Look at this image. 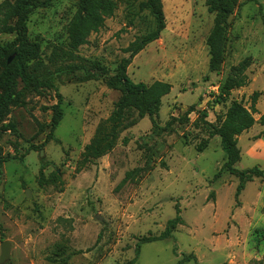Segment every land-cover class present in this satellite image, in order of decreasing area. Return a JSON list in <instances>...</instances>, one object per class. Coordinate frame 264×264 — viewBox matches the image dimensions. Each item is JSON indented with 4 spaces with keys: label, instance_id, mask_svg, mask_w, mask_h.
I'll return each instance as SVG.
<instances>
[{
    "label": "rangeland",
    "instance_id": "1",
    "mask_svg": "<svg viewBox=\"0 0 264 264\" xmlns=\"http://www.w3.org/2000/svg\"><path fill=\"white\" fill-rule=\"evenodd\" d=\"M7 1L16 0L0 5ZM114 1V15L76 52L67 27L78 0H53L29 16V39L41 48L31 72L55 88L36 91L20 83L21 104L0 121V158L15 157L0 175V258L7 241L5 264H123L135 257L140 238L164 232L179 208L183 224L173 238L143 244L137 264H178L191 254L198 264H264V178L247 182L236 198L240 180L225 169L226 153L209 125L233 101L251 108L259 93L256 124L239 137L236 167L264 169V0H241L229 19L219 73L209 70L215 13L207 0H162L166 29L128 67L136 83L172 85L156 125L146 116L120 134L113 151L83 165L85 147L120 97L102 79L84 81L85 68L97 61L114 75L130 56L124 50L155 28L150 11L141 9L146 0ZM14 39L0 34L1 44ZM246 59L247 85L222 91ZM57 91L64 113L55 139L47 141ZM137 168L146 169L121 185ZM55 173L60 180L53 183Z\"/></svg>",
    "mask_w": 264,
    "mask_h": 264
},
{
    "label": "trees",
    "instance_id": "2",
    "mask_svg": "<svg viewBox=\"0 0 264 264\" xmlns=\"http://www.w3.org/2000/svg\"><path fill=\"white\" fill-rule=\"evenodd\" d=\"M52 1L16 0L14 2L7 1L0 5V34L15 35L13 41L5 44L0 43V121H3L10 114L12 107L21 104L23 93L19 91L20 83H23L25 88L36 91L55 88L51 81L44 80L31 72V63L39 57L41 48L38 43L29 39L28 31L30 14L35 9L49 7ZM207 6L211 13H215L214 25L207 38L210 55L209 70L219 73L225 59L227 33L231 26L229 19L240 11L242 2L241 0H207ZM116 8L117 5L114 0H78L77 11L67 27L69 47L72 52L78 51L81 46L87 44L92 33H97L103 29L106 20L114 15ZM141 9L150 11L155 19V28L148 34L138 37L124 50L130 56L121 61L116 73L110 75L107 68L97 61L92 62L91 67L85 68L84 81L102 79L108 88L119 91L120 97L110 117L98 127L92 141L85 147L83 165L92 163L113 151L120 134L136 125L146 116L152 120L155 126L163 99L171 93L172 85L168 82L136 83L129 77L128 67L131 59L149 44L157 41L166 29L162 0H146L141 4ZM12 55H15V59L11 64H8V59ZM249 66V60L246 59L234 67L232 74L222 85V91L230 92L246 86L248 83L246 71ZM56 95L58 101L52 106L51 130L47 136V141L55 139L54 132L64 113L62 108L63 97L58 91ZM259 95V93L252 95L251 108L246 107L241 102L233 101L223 118H219L216 124H209L212 135L220 138L221 147L226 153L225 169L240 180L236 190V198L245 189L247 182L259 177L264 178V169L259 166L245 170H239L236 167L241 159L239 137L256 124L255 104ZM131 114H136V119L130 121ZM204 115L207 117L206 113ZM260 121L264 125V115L261 116ZM199 151H203V145L199 147ZM14 158L11 156L0 158V175L3 174L4 163ZM46 167L47 165L41 167V176L44 175ZM145 169L137 168L128 171L121 185L133 181ZM50 180L56 183L60 180V175L55 173ZM41 181L46 182L48 180L42 177ZM180 213L178 208L176 217L168 221L165 231L160 235L140 238L135 246V257L123 264H137L143 244L173 238V232L178 225L183 224ZM190 260H194L198 264L194 254L184 256L178 264Z\"/></svg>",
    "mask_w": 264,
    "mask_h": 264
},
{
    "label": "water",
    "instance_id": "3",
    "mask_svg": "<svg viewBox=\"0 0 264 264\" xmlns=\"http://www.w3.org/2000/svg\"><path fill=\"white\" fill-rule=\"evenodd\" d=\"M14 59H15V55H12L8 59V64H11ZM27 194L29 195V192ZM9 258H10V245L7 241H4L1 244L0 264H5L9 260Z\"/></svg>",
    "mask_w": 264,
    "mask_h": 264
}]
</instances>
